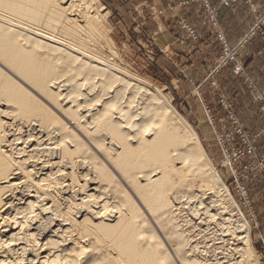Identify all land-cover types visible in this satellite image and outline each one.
<instances>
[{"label": "bare ground", "instance_id": "bare-ground-1", "mask_svg": "<svg viewBox=\"0 0 264 264\" xmlns=\"http://www.w3.org/2000/svg\"><path fill=\"white\" fill-rule=\"evenodd\" d=\"M78 2L0 0V264H219L206 257L203 224L212 240L238 242L233 264H257L246 222L166 98L133 123L134 108L118 106L124 88L105 92L114 73L98 87L77 68L90 65L67 26Z\"/></svg>", "mask_w": 264, "mask_h": 264}, {"label": "rangeland", "instance_id": "rangeland-1", "mask_svg": "<svg viewBox=\"0 0 264 264\" xmlns=\"http://www.w3.org/2000/svg\"><path fill=\"white\" fill-rule=\"evenodd\" d=\"M87 1L91 5L86 12L96 19L82 15ZM77 5L82 7H74L72 14L76 18L70 17L76 20L69 21L67 26L76 23L75 39L79 38L81 43H74L85 45L81 46L87 51L82 62L90 63L89 70L78 65L77 68L98 79V87L116 77L112 87L104 85L105 92L114 89L122 92L121 96L124 93L118 106L124 111L134 108L130 113L135 116L133 123H147L152 118L155 111L147 115L141 108L151 109L158 93L166 98L194 131L213 172L246 222L255 261L264 264V0H235L229 6L220 0H80ZM86 22L98 24L99 33H92ZM225 26L235 32L233 39L227 37ZM55 29L56 35L61 36L59 24ZM98 68L104 71V77L94 75ZM74 72L70 73L73 79ZM82 76L79 79L83 80ZM98 87L94 94L101 90ZM137 88L146 90V96L135 95L137 103L124 107L126 97L134 90L140 91ZM240 101L246 103L251 115L237 113L235 104ZM154 107L158 109L157 105ZM248 148L253 150L252 154H246ZM247 164H252L254 171L242 177L241 171ZM84 168H76L78 183H82L87 165ZM208 174L204 176L209 178L211 173ZM212 228L203 224V229H209L205 232V246L211 252L206 257H217L219 264L235 263L238 255L233 248L238 242L231 241L233 236L227 233H223L227 234L223 239L230 240L227 245L218 236L212 240Z\"/></svg>", "mask_w": 264, "mask_h": 264}, {"label": "crops", "instance_id": "crops-1", "mask_svg": "<svg viewBox=\"0 0 264 264\" xmlns=\"http://www.w3.org/2000/svg\"><path fill=\"white\" fill-rule=\"evenodd\" d=\"M236 7V6H235ZM230 11H233V9L232 10H230ZM233 16V15H232ZM226 27V26H225ZM227 29V37L229 38V39H233V33L235 34V32L233 31V30H231L229 27H226ZM238 35H239V33H238ZM238 95H237V97L235 98V102H236V99L238 100ZM235 108H236V111H237V113H240V111H242V113L246 116L247 114L248 115H251L252 113V111H249L248 109H247V105H246V103L244 102H241L240 101V103H236L235 104ZM251 110V109H250ZM255 119H257V118H255ZM253 182H257L255 179L253 180ZM257 184V183H256ZM263 190V192H264V189H262ZM263 200H264V195H263Z\"/></svg>", "mask_w": 264, "mask_h": 264}, {"label": "built area", "instance_id": "built-area-1", "mask_svg": "<svg viewBox=\"0 0 264 264\" xmlns=\"http://www.w3.org/2000/svg\"><path fill=\"white\" fill-rule=\"evenodd\" d=\"M220 2L222 4H224V5L229 6L231 3L235 2V0H220ZM252 153H253V150H251V148H248V150L246 151V154L249 155V154H252ZM254 168L255 167H253L252 164L244 165V167H243V169L241 171L242 174H243L242 177L243 176H246V177L249 176V174L254 171ZM235 175H236V173H235ZM246 177H244V178H246ZM238 181L239 180H237V182ZM239 189L241 191V194L245 195V191L242 188H239Z\"/></svg>", "mask_w": 264, "mask_h": 264}]
</instances>
